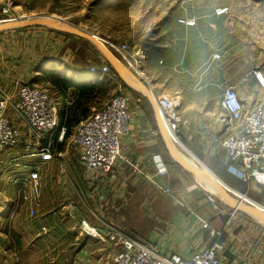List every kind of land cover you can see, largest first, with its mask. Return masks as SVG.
Returning a JSON list of instances; mask_svg holds the SVG:
<instances>
[{"label":"crops","instance_id":"0c3cea01","mask_svg":"<svg viewBox=\"0 0 264 264\" xmlns=\"http://www.w3.org/2000/svg\"><path fill=\"white\" fill-rule=\"evenodd\" d=\"M238 4L240 5V3ZM223 6H229L228 12L234 8L228 16H226L227 13L219 16L225 17L226 20L232 16L234 25L239 27L235 32L236 40L243 32L242 24L250 25V33L254 37L264 34V29L259 30V27L262 28L264 25V14L260 12L264 9L263 1L256 0L249 3L252 10H257V12H252L248 18L235 12V7L231 5H222L221 7ZM173 17L174 15L166 21V25L177 26ZM194 19L198 26L203 21L202 19L198 22L196 17ZM196 25L187 26L186 31L198 30ZM42 28L44 27H34L30 30H36L34 32L38 34L37 32L42 31ZM175 31H177L176 28H174V33L169 31L164 37L167 38L166 41L162 40L155 54L152 57L148 56L152 60L143 61L147 58V49L140 48L138 54L144 56L140 60L144 78L137 76L125 62L119 59L127 72L134 76L142 87L125 79L105 56L98 55L96 51L88 53L82 63L72 56L71 51L67 56L55 58V62L49 61L48 67L53 65L52 68L55 67L59 74H63L73 82L72 86L65 90L55 84L47 87L58 102L62 101L64 104L62 112L64 124H66V110L76 112V117H80L78 123L92 115L108 100L98 103L92 97L98 89L106 90L112 85H117V89L122 92L128 91L131 95L133 119L129 133L122 141L124 162L114 166L106 176L99 175L92 178L86 173L78 154L76 157L70 156V147L63 145L65 147L61 148L59 153L62 161H53L52 159L42 164L44 170L47 171V188L55 189L58 192L57 198L63 202V210L68 211L69 217L73 209V202L65 206L67 199L65 197L68 194L66 192L73 189L74 194L77 195L78 209L81 211L80 218L89 219L97 226L98 224L102 227L111 225L125 235L140 241L158 242L161 249L167 254L190 258L195 253L219 242L225 245L222 253L224 264H264V225L252 220L251 213L242 209L233 215L235 209L231 204L238 203L237 200H235L236 203L229 200L228 197L231 196L227 191L225 197L227 202L223 201L219 194L212 192L209 185L214 190L216 187L212 181L214 175L210 169L206 166H204L205 169H201L194 163H188L186 156L180 153L177 145L169 139L165 131L155 96L168 95L178 101L180 105L182 98L179 91L174 94L172 90L161 84V81L168 80L166 68L172 69L173 59L177 57ZM66 40L54 39L52 41L49 39L44 45L42 43L41 48L35 50L34 53L28 51L16 56V60L11 62L9 73L0 72L1 79L4 78L6 81L3 86H0V89L14 93L17 91L18 84L33 83L35 79H40L41 77L37 75L39 69L46 67L44 59L49 58V54L57 44L59 47L67 46ZM187 46L188 44H186V49ZM193 46L191 38V49ZM104 64L111 66L110 73L92 72L91 67H100ZM160 65L166 68L163 67L164 70L160 71ZM260 68L264 69V67ZM206 69L208 70V65ZM119 78H124L128 82L126 83L128 86L123 85ZM44 83L43 80L41 85L44 86ZM209 84L206 82L197 85L198 91L202 92L203 100L206 99ZM250 85L255 86L256 84L252 80ZM85 90L87 93L83 94ZM210 111L216 117H184L187 120V125L181 127L180 138L196 158L222 163L223 150L221 146L214 144L213 139L225 135L227 117H222L223 113L219 114L214 109ZM77 124H74L72 130ZM23 128L25 130L26 127ZM212 144L217 147L216 152ZM174 152L192 169L200 170L209 184L204 183L198 177L200 173L195 172L196 175L189 173ZM213 152L215 159L211 157ZM33 155L34 153L29 154V156ZM156 156H161L165 161L168 168L167 173L159 174L157 172L154 162ZM69 158L70 161L65 160ZM237 167L238 164L234 163L225 166V170L231 175V178L242 182L238 177ZM259 185L257 182L249 183L247 190L251 197L264 202V187L262 188L263 193L260 194ZM166 189H170L171 192L168 193ZM204 222L209 223L208 228L203 227ZM78 229L75 227V231L72 233L67 227L61 229L60 235L64 236L62 243L64 247L59 251V254H63L62 259L55 261L47 253V259L44 257L32 259V264H113L115 247L109 242L84 236ZM68 234L74 236L70 237ZM47 246L51 247L50 244Z\"/></svg>","mask_w":264,"mask_h":264},{"label":"rangeland","instance_id":"374dc122","mask_svg":"<svg viewBox=\"0 0 264 264\" xmlns=\"http://www.w3.org/2000/svg\"><path fill=\"white\" fill-rule=\"evenodd\" d=\"M255 1L0 0V21L9 18H19L17 21H21L34 17H59L84 31L98 35L107 45L126 43L137 52L140 51V48H146L147 58L143 61L152 60L148 56L152 57L162 40L166 41L165 35L169 31L174 33V28H176L175 40L177 45L175 52L177 57L173 59L175 68H173L174 65L172 69L160 65V71L164 70L163 67L166 68V77L168 78V80L161 81V84L172 90L174 94L178 91L181 93L179 112L182 117H216L211 114L210 110L212 109L218 111L219 114L223 113L222 117H226L221 107V100L227 87L236 88L247 107L264 98V89L259 88L257 85H250L253 70L264 67V34L254 37L250 33V25L248 23L242 24L243 32L240 36L238 35L239 38L236 40L235 32L239 27L234 25L232 16L227 20L225 17L219 16L217 9H220L219 7L222 5H231L235 7V12H239L238 14H241L244 18H248L252 12H257L249 6V3ZM258 1L264 2V0ZM235 4L238 5L234 6ZM228 7L226 6V8ZM233 9L226 16L232 13ZM260 12L264 14V9ZM172 15H174V23H177L176 27L166 25V21ZM194 17L197 18L198 22L203 19L199 26L198 24L195 26L198 27V30L186 31L187 26L180 23L179 20ZM2 24L6 23L1 21L0 25ZM42 29V31L37 32L38 34L34 32L36 30H30V28L0 31V72H3V74L9 73L11 62L16 60V56L28 51L34 53L35 50L41 48L42 43L44 45L49 39L52 41L54 39L58 41L67 39L68 44L64 47H59V44H57L53 48L54 50L49 54V58L44 59L46 67L39 69L37 76L41 78L35 79V82L29 83L30 85L47 89L49 86H54L59 79L62 80L60 82L62 85L65 84L66 80L71 82V79L59 74L55 67L52 68L53 65L48 67L49 61L55 62L59 57L67 56L69 51L81 63L85 61V57L91 51H96L98 55L105 56L104 51L91 41L77 38L73 34L55 27H44ZM260 29H264V25L262 28L259 27ZM191 38L193 39V49L190 47ZM43 39L46 40L43 42ZM186 44H188L187 49ZM216 53H221L222 57L215 58ZM3 58H5L4 64ZM207 65L208 70L206 69ZM22 66L24 67V65ZM42 73H44L43 76ZM43 80L45 81L44 86L41 85ZM119 80L122 81L123 85L128 86L126 84L128 82L124 78H119ZM206 82L210 84L206 99L203 100L202 92L198 91L197 85ZM4 83L6 81L0 77V86H3ZM116 86L112 85L107 87L106 90L98 89L92 99L98 103L111 99L122 92ZM73 119L76 120L77 117ZM74 131L75 129L62 142H57L55 136L47 138L46 142L52 143L55 153L53 161L63 160L59 154L61 148L65 147L63 145L70 147V156L76 157L79 151L72 138ZM23 135L17 147L5 151L4 166L0 170V264H32V259L43 257L47 259V255H50L53 260L59 261L63 258V254L60 255L59 251L63 250L64 247L62 244L64 236L60 235L61 229L67 227L72 233L75 231V227L79 228V221L82 219L79 217L81 211L78 209L77 195L74 194L73 189L66 192L68 194L65 197L67 198L65 206L73 202L72 216L69 217L68 211L63 210V202L57 198L58 192L55 189L47 188V171L44 170L42 164L40 168L41 195L36 199L31 194L30 184H23V178L29 172L27 165L39 161L36 156H29V154L36 152L35 145L39 143L28 128H25ZM213 140L214 144L220 146V137ZM177 147L180 153L190 159L196 166L201 169H205L204 166H206L226 186L234 189V191L241 192V194H247L250 198L256 200L250 196L247 190L249 184L231 178L222 163H213L210 160L204 161L196 158L183 142H180ZM213 147L216 152L217 147L215 145ZM211 155L212 159H215L214 152ZM65 160L70 161V158ZM186 169L192 175H196L189 168L186 167ZM198 177L204 183L209 184L202 174H199ZM209 186L212 192L218 194L211 185ZM263 187L264 184L259 185L260 194L263 193ZM227 193L238 202L237 196L228 191ZM250 217L252 220L264 225V219L258 215L251 213ZM98 226L102 225L98 224ZM44 228H46V231ZM68 235L70 237L74 236L72 234ZM47 244H50L51 247L48 248ZM68 253L69 250L67 255Z\"/></svg>","mask_w":264,"mask_h":264},{"label":"built area","instance_id":"2783aa9c","mask_svg":"<svg viewBox=\"0 0 264 264\" xmlns=\"http://www.w3.org/2000/svg\"><path fill=\"white\" fill-rule=\"evenodd\" d=\"M226 13H228L226 7L217 9L218 15ZM18 19L9 18L1 21ZM179 22L188 27L196 25L194 18L180 19ZM108 47L137 76L144 78L140 66L143 54H138L126 43H111ZM214 56L217 59L221 57L219 53ZM91 70L108 74L111 72V66L109 64L93 66ZM252 80L259 88L264 89V69L253 70ZM155 100L169 139L178 145L181 142V127L187 125V120L179 112L180 103L165 94L156 95ZM63 107V102H58L48 89L29 83L18 84L14 93L0 89V170L4 166L5 151L17 147L19 140L24 136L23 127L28 128L39 143L35 145L36 152L31 157L36 156L39 161L27 165L29 172L23 178V184H30L31 194L36 199L41 195V164L51 161L55 155L52 143H47L46 140L55 136L57 142H62L66 137L67 126L63 123ZM221 107L227 117V131L220 137L222 163L225 166L237 163L238 177L243 183L264 184V98L247 107L239 91L234 87H227L224 90ZM132 119L131 95L128 92H121L77 124L72 138L78 147L79 160L90 177L106 176L114 166L124 162L122 141L129 133ZM154 162L159 174L168 172L161 156L154 157ZM226 188L228 192L238 197L239 203L251 207H254L255 203L261 204V212L264 214V203H259L247 194H241L228 186ZM166 191L171 192L170 189ZM237 213L239 209L233 211V215ZM78 226L82 235L109 242L115 247L113 264H224L223 243H214L192 257L184 258L165 253L158 242L140 241L111 225L97 226L89 219H82ZM203 227L208 228L209 223L204 222ZM44 230L46 231V228Z\"/></svg>","mask_w":264,"mask_h":264},{"label":"water","instance_id":"95a60500","mask_svg":"<svg viewBox=\"0 0 264 264\" xmlns=\"http://www.w3.org/2000/svg\"><path fill=\"white\" fill-rule=\"evenodd\" d=\"M6 24L0 25V31L7 30V29H26V28H34V27H55L61 30H65L75 36L81 37L83 39H86L88 41H91L95 43L97 46H99L105 53V56L107 57L108 61L112 64V66L129 82L133 83L134 85L138 87H142L141 83L132 75H130L127 70L124 68L123 63L119 60V58L115 55V53L108 47L106 42L100 37H98L95 34H92L90 32L84 31L80 27H77L68 21L54 16H45V17H34V18H27L25 20L21 21H6ZM157 104V102H156ZM158 106V104H157ZM159 111V107H158ZM160 115V114H159ZM176 157L179 159V161L185 165L187 168L191 169L194 172L203 174L200 170L192 169L186 162H184L177 154L174 152ZM211 171V170H210ZM212 172V171H211ZM214 177L212 178V181L216 187V190L218 194L220 195L221 199L223 201H226V191L227 186L221 181L219 177H217L216 174H214ZM227 202V201H226ZM235 209H242L245 211H248L250 213L256 214V208L242 204V203H236L231 204ZM262 213V212H261ZM258 215V214H257ZM261 215L264 214L262 213Z\"/></svg>","mask_w":264,"mask_h":264},{"label":"trees","instance_id":"16d2710c","mask_svg":"<svg viewBox=\"0 0 264 264\" xmlns=\"http://www.w3.org/2000/svg\"><path fill=\"white\" fill-rule=\"evenodd\" d=\"M62 82L61 79H59L58 81L55 82L56 86L60 87L61 89L65 90L67 88H69L70 86H72L73 83H71L69 80H66L65 81V84L62 85ZM86 90L83 91V94H86ZM67 111V117H66V125H67V133H66V137H69L71 135V131H72V127L74 126V124H77L80 120V117H77L76 120H74L73 118L76 117V112H72V111H69V110H66ZM65 113V111H64ZM73 117V118H72Z\"/></svg>","mask_w":264,"mask_h":264},{"label":"bare ground","instance_id":"6f19581e","mask_svg":"<svg viewBox=\"0 0 264 264\" xmlns=\"http://www.w3.org/2000/svg\"><path fill=\"white\" fill-rule=\"evenodd\" d=\"M107 4V3H106ZM98 36V35H97ZM192 158V157H191ZM186 160H187V162L188 163H193L190 159H188L187 157H186ZM211 172V171H210ZM212 173V172H211ZM229 198V200H231V201H233L234 203H236V201H235V199L234 198H232V197H228ZM261 204H258V203H255V206H254V208H256L257 210L255 211L256 212V215L258 214V216L260 217V218H262V219H264V217H263V215H261L262 213H261ZM260 210V211H259Z\"/></svg>","mask_w":264,"mask_h":264}]
</instances>
